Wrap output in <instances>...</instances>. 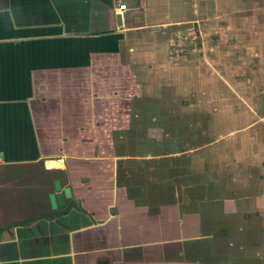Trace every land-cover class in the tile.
I'll return each mask as SVG.
<instances>
[{"label": "crops", "instance_id": "obj_1", "mask_svg": "<svg viewBox=\"0 0 264 264\" xmlns=\"http://www.w3.org/2000/svg\"><path fill=\"white\" fill-rule=\"evenodd\" d=\"M210 1L0 0V264H227L215 254L251 251L257 230L230 229L248 201L184 195L190 168L179 195V172L151 159L183 151L125 148L146 124L134 77L170 59L161 38L199 23ZM56 180L72 195L54 208Z\"/></svg>", "mask_w": 264, "mask_h": 264}, {"label": "rangeland", "instance_id": "obj_2", "mask_svg": "<svg viewBox=\"0 0 264 264\" xmlns=\"http://www.w3.org/2000/svg\"><path fill=\"white\" fill-rule=\"evenodd\" d=\"M209 6V15H198L200 24L185 22L176 40L161 38L170 59L152 63L150 76H133L146 88L137 87L135 93L137 114H146V124L133 125L125 148L183 151L177 160L159 157L151 165L157 173L170 168L180 174L183 169V176L173 177L178 187L187 186L188 178L194 183L177 192L182 189L201 203L205 195L223 193L248 201L230 229L245 226L233 230L235 234L257 230L250 235L251 251L243 256L242 250L231 251L236 260L222 253L215 259L262 264L256 239L264 217V201L257 198H264V0H213ZM185 15L197 17L191 9ZM189 168L193 174L187 178ZM260 233L258 238L264 236ZM215 236L226 237L224 246L230 241L226 230ZM216 248L223 252V246Z\"/></svg>", "mask_w": 264, "mask_h": 264}, {"label": "water", "instance_id": "obj_3", "mask_svg": "<svg viewBox=\"0 0 264 264\" xmlns=\"http://www.w3.org/2000/svg\"><path fill=\"white\" fill-rule=\"evenodd\" d=\"M55 192H51L50 202L52 207L56 208L59 204H63L66 197H70L72 195L71 188L65 187L62 189V186L60 184L59 180L55 181Z\"/></svg>", "mask_w": 264, "mask_h": 264}, {"label": "built area", "instance_id": "obj_4", "mask_svg": "<svg viewBox=\"0 0 264 264\" xmlns=\"http://www.w3.org/2000/svg\"><path fill=\"white\" fill-rule=\"evenodd\" d=\"M118 7L122 11V10L127 9V4L124 1H120L119 4H118Z\"/></svg>", "mask_w": 264, "mask_h": 264}]
</instances>
